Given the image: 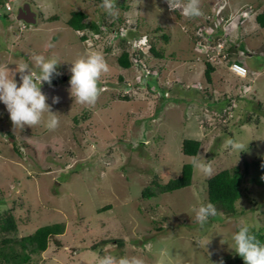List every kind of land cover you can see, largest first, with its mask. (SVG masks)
<instances>
[{"label": "rangeland", "instance_id": "rangeland-1", "mask_svg": "<svg viewBox=\"0 0 264 264\" xmlns=\"http://www.w3.org/2000/svg\"><path fill=\"white\" fill-rule=\"evenodd\" d=\"M8 2L12 13L6 11ZM26 3L37 14L36 24L18 20ZM100 3L0 0V66L14 70L31 64L34 54L61 61L51 86L41 85L59 116L54 131L45 126L47 113L33 128L14 129L0 102V215L15 216L18 237L60 226L56 238L62 245L51 242L30 264H98L105 254L141 256L146 264H219L221 259L230 264L237 255L236 225L264 227V187L256 184L264 172V28L256 22L264 0H200L201 15L195 18L185 17L182 7L171 11L166 0H116L119 16L113 19ZM74 11L85 12V21H95L101 32L72 29L67 21ZM118 32L127 38L129 69L118 63ZM230 45L232 53L242 46V55L252 54L245 56L248 78H236L226 68L233 60H223L219 52ZM96 52L110 70L101 77L97 103L82 106L69 91L71 63ZM207 61L216 66L211 84ZM16 80L19 86V74ZM53 97L59 103L53 104ZM228 138L248 146L240 154L226 149ZM184 139L201 141L195 157L212 165L211 176L242 168L235 215L218 212L203 227L196 223L194 209L209 203L211 177L196 168L190 187L142 197L153 180L165 184L192 163L194 157L182 152ZM0 264L13 261L0 254Z\"/></svg>", "mask_w": 264, "mask_h": 264}, {"label": "clouds", "instance_id": "clouds-1", "mask_svg": "<svg viewBox=\"0 0 264 264\" xmlns=\"http://www.w3.org/2000/svg\"><path fill=\"white\" fill-rule=\"evenodd\" d=\"M166 3L171 11L182 7V14L187 18H195L201 15L200 0H183V2L182 0H166ZM7 5L11 6L10 11L7 10ZM7 5L6 11L12 13L13 6L10 2ZM25 5H29L33 11L28 3L20 8ZM99 6L104 9L108 16L113 19L118 18L119 10L116 0H101ZM247 20L244 17L243 21L246 22ZM220 32L216 35H208V41L214 42L222 34V31ZM48 47L51 48L53 45L49 44ZM30 59L31 64L28 62L21 63L14 70L9 69L8 66H0V102H3L6 106L14 129L23 130L25 126L33 128L42 122L44 114L47 113L48 118L45 126L48 130L54 131L59 127V116L57 113H53L50 105L46 103L47 97L41 91V85L47 82L51 86L53 76L60 75L57 67L61 61L56 56L45 57L36 54L32 55ZM231 62L235 61L228 62V65L226 64L228 68ZM241 63L245 64L244 62ZM71 65L69 91L74 98V102L82 106H94L102 92L100 87L101 77L110 70L105 57L99 52L91 53L77 58ZM17 74H19V86L16 80ZM52 103H59V97H53ZM223 146L240 154L245 151L248 145L246 146L238 139L228 138L224 141ZM192 164L194 168L206 176L213 174L212 165L206 163L203 156L200 158L194 157ZM194 215L196 223L203 227L209 222L210 218L218 215V211L215 205L209 202L194 209ZM232 242L235 253L243 258L244 264H264V244L256 238L247 223L240 221L236 225V231L232 234ZM98 264H146V261L143 257L136 255L118 258L111 254H105L99 258ZM219 264H224L223 259L220 260Z\"/></svg>", "mask_w": 264, "mask_h": 264}, {"label": "trees", "instance_id": "trees-1", "mask_svg": "<svg viewBox=\"0 0 264 264\" xmlns=\"http://www.w3.org/2000/svg\"><path fill=\"white\" fill-rule=\"evenodd\" d=\"M55 16L54 18H57ZM87 15L83 11H74L71 13L67 24L76 32H82L85 30H93L97 33L101 32L98 24L93 21L87 23L85 20ZM256 22L260 27L264 28V9L256 16ZM118 39L122 42V52L118 57V63L121 67L129 69L133 65L131 53L125 45L127 38L125 36L117 34ZM168 40V37H164ZM83 41H86V36H81ZM217 39V38H216ZM230 44V43H229ZM232 45V44H231ZM227 46L228 49H224L223 54L227 55L228 60L241 61L237 58L238 51H241L242 46L237 47L234 53H232V46ZM231 47V48H230ZM151 52L157 57L162 58V54L157 52L154 45H151ZM138 51H136L137 55ZM243 62V61H241ZM216 71V66L207 61L205 69V77L208 84L213 82V73ZM149 75V74H148ZM145 75V76H148ZM150 76V75H149ZM155 80L152 85L155 86ZM151 85V84H150ZM151 85V86H152ZM155 88V87H154ZM156 90H154L155 92ZM165 90L162 91L164 93ZM227 100V99H226ZM227 102V101H226ZM201 141L196 139H184L182 142V152L184 155L195 157L198 155L201 148ZM194 167L192 163H185L182 166L181 174L177 177L168 180L165 184H160L157 180H153L150 185L146 186L142 190V197L144 199H151L158 197L162 194L174 192L193 184ZM244 179V171L241 167H233L229 169H223L218 173L211 176L208 180V201L215 205L218 212L227 216L235 215L237 212V202L242 197L241 186ZM258 186L264 187V172L256 180ZM111 207H105L103 210H108ZM60 226L58 225H46L35 230L34 233L25 235L22 237L17 236L18 223L15 216L10 212H4L0 215V254L7 256L8 260L13 261V264H30L33 261V256L43 253L48 250L51 242L58 247L62 245L61 241L57 239V235L60 233ZM252 233L256 238L264 244V227L259 229L252 228ZM123 243V242H121ZM96 247H93L96 250ZM10 257V258H9ZM230 264H244L243 258L236 255Z\"/></svg>", "mask_w": 264, "mask_h": 264}, {"label": "built area", "instance_id": "built-area-1", "mask_svg": "<svg viewBox=\"0 0 264 264\" xmlns=\"http://www.w3.org/2000/svg\"><path fill=\"white\" fill-rule=\"evenodd\" d=\"M7 10L8 11L11 10V6L10 5H7ZM222 51L223 50H221L219 52L220 57L223 56V58H224L223 60H228L227 55L223 54ZM229 69L234 75H236L238 77H241V78H246L249 75L248 67L245 64H243V63H241L239 61L231 62L229 64Z\"/></svg>", "mask_w": 264, "mask_h": 264}, {"label": "water", "instance_id": "water-1", "mask_svg": "<svg viewBox=\"0 0 264 264\" xmlns=\"http://www.w3.org/2000/svg\"><path fill=\"white\" fill-rule=\"evenodd\" d=\"M18 19L30 25L37 23L36 13L31 10L29 5H25L23 8L19 9Z\"/></svg>", "mask_w": 264, "mask_h": 264}, {"label": "crops", "instance_id": "crops-1", "mask_svg": "<svg viewBox=\"0 0 264 264\" xmlns=\"http://www.w3.org/2000/svg\"><path fill=\"white\" fill-rule=\"evenodd\" d=\"M246 55L249 56V58H251V56H252V54H250V55H249V54H244V55H242L241 52H240V55H238V57H239V59H240L241 61L245 62V60L247 61V60L249 59V58H247V59L245 58ZM226 68H227L228 71H229V68H228L227 66H226ZM229 72H230V71H229ZM214 73H215V72H214ZM214 73H213V74H214ZM230 74L234 75L232 72H230ZM234 76H235L236 78H239V77H237L236 75H234ZM239 79H241V78H239Z\"/></svg>", "mask_w": 264, "mask_h": 264}]
</instances>
